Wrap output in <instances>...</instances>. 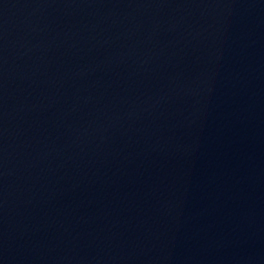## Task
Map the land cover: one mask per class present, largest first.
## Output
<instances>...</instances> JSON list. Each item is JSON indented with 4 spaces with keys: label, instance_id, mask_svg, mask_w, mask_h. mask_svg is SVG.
<instances>
[{
    "label": "water",
    "instance_id": "95a60500",
    "mask_svg": "<svg viewBox=\"0 0 264 264\" xmlns=\"http://www.w3.org/2000/svg\"><path fill=\"white\" fill-rule=\"evenodd\" d=\"M0 264H264V0H0Z\"/></svg>",
    "mask_w": 264,
    "mask_h": 264
}]
</instances>
